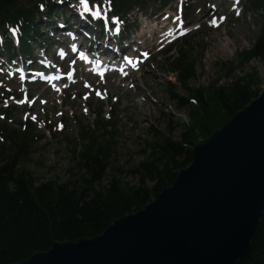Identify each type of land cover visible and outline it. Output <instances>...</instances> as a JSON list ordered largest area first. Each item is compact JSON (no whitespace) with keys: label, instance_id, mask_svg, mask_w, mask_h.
Segmentation results:
<instances>
[{"label":"rangeland","instance_id":"obj_1","mask_svg":"<svg viewBox=\"0 0 264 264\" xmlns=\"http://www.w3.org/2000/svg\"><path fill=\"white\" fill-rule=\"evenodd\" d=\"M105 2L95 0L89 7L93 12L95 9L101 11L103 18L107 16L109 21L116 23L117 19L107 13ZM79 6L82 10L85 7L78 2L63 4L56 1L50 21L42 18L36 22L42 29L40 35L44 39L30 43L34 57L43 50L50 57L56 51H64L61 53L67 55L59 43L61 32L56 33L54 29L57 26L65 29L63 25H73L76 21V27H79L80 17L76 14ZM86 23L82 22L80 27L90 29ZM117 24L114 29L106 28L104 32L113 34L120 29L122 36L114 35L111 41L119 51L129 44L114 59H118L116 63H122L119 54L123 56L125 52L124 56L133 61L134 66L125 69L127 74L122 76H114L115 69L107 70L103 77L93 75L75 58L71 60L72 56L62 65L63 57L57 54V59L52 60V68L43 70L60 72L56 75L61 74L63 79L55 83H24L19 80L18 74L17 78H12L13 74L9 73L18 72L13 69L17 67L14 63H20L18 52L8 53L4 47H0V53L5 55L0 57L1 62L13 67H7L8 71L12 69L8 72L0 66V111L8 112L5 120L11 128L17 131H23L24 126L32 128L36 138L28 153L20 159L18 168L29 172L36 183L70 182L71 188L72 183L78 182L82 176L86 179V170L79 169L72 151L83 149L84 142L79 136L82 126H89L96 135L102 134L98 131L101 128L96 125L98 120L106 123V129L114 133V138L104 174L94 187L99 189L106 186L116 173L120 174L123 182L134 186L139 183L136 169L148 159L150 148L147 143L153 141V134L166 135L170 129L173 140L179 141L185 133L183 123L189 117L190 107L179 109L176 100L177 97L187 96V92L177 84L173 74L167 73L163 51L171 42H178V45H182L183 41L190 42L186 51L195 73L188 83L190 88L225 85L252 72L258 80L257 88L261 91L264 89V62L254 59L240 69L230 66L231 62L236 61L238 52L245 51L255 43L264 27L263 12L251 9L247 0H239L238 3L237 0H228L227 3L223 0H167L165 7L148 2L140 12L121 16ZM91 28L95 29L94 26ZM93 35L95 33L85 37L84 42L82 40L80 49L84 52L86 49L92 52L96 42V36L94 41L91 40ZM8 36L15 39L12 31ZM52 36L59 37L55 39ZM104 41L105 36H102L99 43ZM53 42L59 45L52 46ZM138 43L145 46L140 47ZM36 44L41 49H37ZM178 48L167 56L178 57ZM95 49L94 52L104 55L98 43ZM9 54H14L17 60L11 63L6 57ZM38 63V60H32L29 66H41ZM19 69L26 73L21 67ZM94 72L97 73L96 70ZM0 119L4 120L2 115ZM98 139L103 143L109 137L102 135ZM7 154L8 151H4L1 159L4 160Z\"/></svg>","mask_w":264,"mask_h":264},{"label":"trees","instance_id":"obj_2","mask_svg":"<svg viewBox=\"0 0 264 264\" xmlns=\"http://www.w3.org/2000/svg\"><path fill=\"white\" fill-rule=\"evenodd\" d=\"M56 1L81 2L0 0V47L8 52L14 49L8 36L10 31L15 32L23 53L29 51L30 42L43 41L42 29L36 22L49 19ZM94 1L87 0L88 3ZM105 1L109 12L119 18L140 12L148 2L158 3L161 7L167 3V0ZM247 1L251 9L261 10L264 15V0ZM189 45V41H183L182 45L174 42L163 51L167 73L173 74L177 84L187 92V96L176 99L179 109L190 107L188 120L183 123L185 133L179 141L173 140L170 129L166 135L153 134V141L147 143L150 148L148 159L136 169L139 178L136 186L123 182L116 173L106 186L94 187L104 174L114 138V133L108 132L106 123L100 120L96 125L102 134L96 135L89 126H82L79 136L84 142L83 149L72 151L79 169L86 170V179L82 176L71 188L70 182L36 183L29 172L18 168L20 159L28 153L36 136L30 126H24L23 131L11 128L5 120L8 112L0 111L4 119H0V264L26 260L35 252L46 251L54 242L99 236L116 219L143 209L191 163L192 148L199 140L218 130L232 115L258 97L261 90L257 88L258 80L252 72L225 85L190 88L188 83L195 73L186 51ZM176 48L178 57L167 56ZM254 59L264 62V27L255 43L238 52L236 61L230 66L240 69ZM169 84L173 87L171 82ZM102 135L109 139L100 142L98 137ZM6 150L8 154L3 160L1 154ZM239 264H264V211L251 253Z\"/></svg>","mask_w":264,"mask_h":264},{"label":"water","instance_id":"obj_3","mask_svg":"<svg viewBox=\"0 0 264 264\" xmlns=\"http://www.w3.org/2000/svg\"><path fill=\"white\" fill-rule=\"evenodd\" d=\"M264 211V89L143 209L13 264H239Z\"/></svg>","mask_w":264,"mask_h":264},{"label":"bare ground","instance_id":"obj_4","mask_svg":"<svg viewBox=\"0 0 264 264\" xmlns=\"http://www.w3.org/2000/svg\"><path fill=\"white\" fill-rule=\"evenodd\" d=\"M225 1V3H227L228 2V0H223V2ZM82 22H85L84 20H82L81 18L79 19V23L80 24H78V25H80L81 26V24H82ZM76 27L75 26V34H80V35H82L83 33H82V30H85L84 28H81V27ZM55 29H58V32L57 33H59V32H61L60 33V36H61V39H60V41H59V43H60V45H62L63 47H64V49H65V51L67 52V55L66 56H63V58H62V60H61V64L62 65H64L65 63H66V61L67 60H69V58L68 57H71V51H70V47H69V41L71 42V36L70 35H68V34H65L64 33V31H61L62 29L60 28V27H58L57 26V28H55ZM54 29V30H55ZM88 29V28H87ZM168 33V32H167ZM165 34V33H164ZM113 37H114V35H107V37H106V41H104V43H98L99 44V46H101V49H102V51L101 52H104V54H105V51H107V50H110V54L113 56V58L115 59L116 58V56H117V54H118V52H119V49H118V47H117V49L116 50H112V49H110V44H113V43H111V41L113 40ZM227 44V43H226ZM117 46V45H116ZM225 46V45H224ZM227 46V45H226ZM226 48V47H225ZM223 50V49H222ZM57 54H60L59 52H54V54L53 55H51V61L53 60V59H57L56 57V55ZM69 55V56H68ZM102 56L103 55H101V54H99V53H96V52H94L92 55H91V57L89 58L90 59V63H85V66L86 67H88V69H89V71L90 72H92V71H94V70H96V72H97V74L99 75V73H105L108 69H115V72L113 73L114 74V76H117L118 74L119 75H123L122 74V72H121V69L123 68V70H125V69H127V68H129V66H128V63L127 62H125L124 61V63L122 62V63H116V62H114L113 60L114 59H112L111 61H106V60H104V59H102ZM50 59V58H49ZM84 60H85V57L83 58V62H84ZM77 62V61H76ZM75 62V63H76ZM74 63V64H75ZM2 65H5L4 63H2ZM42 66V67H41ZM41 66H35V68H32V69H37V68H42V70L43 69H51L52 67V65H50L49 64V62L48 63H45V64H41ZM6 68H7V65L5 66ZM9 71H12V69H9ZM21 73V75H22V73H23V71H21L20 72ZM19 73V74H20ZM60 72H57V73H53V72H49L48 74H47V77L49 76V74H54L53 76H57L56 74H59ZM25 75V74H24ZM43 75H37L36 77H34V79L36 78L37 79V81H39V80H44L43 82H47L48 81V79L46 78V79H44L43 77H42ZM113 77V76H112ZM120 77V76H119ZM36 81V80H35ZM55 83V82H54ZM111 84V83H110ZM110 86V85H109Z\"/></svg>","mask_w":264,"mask_h":264},{"label":"snow or ice","instance_id":"obj_5","mask_svg":"<svg viewBox=\"0 0 264 264\" xmlns=\"http://www.w3.org/2000/svg\"><path fill=\"white\" fill-rule=\"evenodd\" d=\"M238 2H239V0H237V3H238ZM81 3L84 4L85 8L87 9V0H81ZM97 15H99V13H97ZM213 23L215 24V21H213ZM14 35H15V32H14ZM144 55L147 56L146 53H145ZM125 60H126V62H127L129 65H133V66H134L132 60H129L128 58H125ZM121 72H122V74H124V75L127 74V73L124 72L123 68L121 69ZM100 75H101V77H103V74H102V73H101ZM97 94L99 95V93H97ZM85 98H87V97H85ZM33 119H35V117H33ZM61 127H62V126H61Z\"/></svg>","mask_w":264,"mask_h":264}]
</instances>
